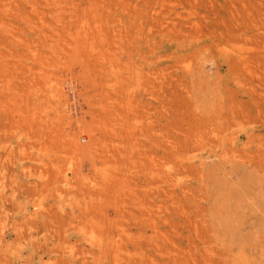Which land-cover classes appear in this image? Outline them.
<instances>
[{"label":"rangeland","instance_id":"1","mask_svg":"<svg viewBox=\"0 0 264 264\" xmlns=\"http://www.w3.org/2000/svg\"><path fill=\"white\" fill-rule=\"evenodd\" d=\"M0 264H264V0H0Z\"/></svg>","mask_w":264,"mask_h":264}]
</instances>
